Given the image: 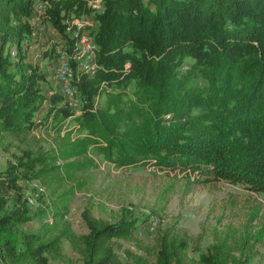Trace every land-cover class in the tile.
Segmentation results:
<instances>
[{
  "label": "trees",
  "instance_id": "16d2710c",
  "mask_svg": "<svg viewBox=\"0 0 264 264\" xmlns=\"http://www.w3.org/2000/svg\"><path fill=\"white\" fill-rule=\"evenodd\" d=\"M34 2L0 0V123L8 129L31 125L32 114L48 98L40 85L46 75L31 73L32 66L21 58L29 25H11L12 16L29 14ZM85 3L51 0L48 11L64 31L60 17L54 18L57 10L80 14ZM95 17L100 23L92 35L97 70L76 81L84 101L85 115L78 119L85 135L64 136L60 156L65 162L58 167L67 172L94 168L89 156L94 147L118 166L211 167L219 179L264 192V0H109L105 12ZM9 44L18 47L20 57L14 61L4 50ZM187 57L193 61L181 74ZM126 62L132 64L128 71ZM198 78L205 84L196 83ZM105 80L119 89L94 109L92 99ZM133 81L136 98L125 100L122 86ZM59 98L64 100L57 93L51 96L52 102ZM74 111L64 100L58 113L66 119ZM32 161L20 165L30 168ZM10 168L0 175V264H48L43 252L58 251L62 238L81 253L84 264H150L130 250L123 260L114 249L115 239L148 249L135 237L138 219L127 208L115 221L86 211L90 232L76 235L66 219L70 190L54 192L45 211L52 221L46 219L42 235L23 234L20 242L17 217L6 210L10 192L21 190L16 168ZM252 237L257 243L264 240V224ZM158 243L155 264H197L183 239L163 236ZM226 246L220 240L203 264H233Z\"/></svg>",
  "mask_w": 264,
  "mask_h": 264
},
{
  "label": "rangeland",
  "instance_id": "374dc122",
  "mask_svg": "<svg viewBox=\"0 0 264 264\" xmlns=\"http://www.w3.org/2000/svg\"><path fill=\"white\" fill-rule=\"evenodd\" d=\"M85 1L87 9L80 14L68 13L64 8L57 10L54 18L60 17L61 26L66 27L64 31L57 27L48 11L51 0H48L50 3L35 0L29 14L11 18L13 27L19 26L18 21L29 25L30 33L22 43L21 58L32 66L31 73L37 71L46 75L40 85L48 97L32 114L31 125L8 129L0 123V175L14 166V176L21 188L10 192L6 205V210L17 217L15 227L19 230L20 242L24 239L23 234L28 237L42 235L44 222L52 219L46 218L45 211L50 210L54 192L70 190L72 195L66 219L79 237L90 232L84 219L86 211L95 217L115 221L122 209L127 208L134 219H138L134 235L148 249L139 248L135 241L115 239L114 249L123 260H126V250H130L155 264L158 239L170 236L185 241L189 257L197 264H203V258L213 252V246L220 240L226 241L233 264H264V240L257 243L252 237L264 224V192L255 191L247 184L219 179L211 167L174 170L153 163L118 166L94 147L89 153L96 162L94 168L67 172L58 167L65 162L60 156L64 136L68 132L72 137L85 135L78 119L84 117L85 111L82 101L71 107L75 109L73 116L64 119L58 113L62 101L67 100L64 96V100H51L55 93L63 95L54 78L55 68L63 52L74 51L80 39L78 33L83 34L86 30L85 35L95 43L93 31L100 26L95 16L105 12L109 0ZM4 50L13 61L20 57L14 44L6 45ZM192 61L191 57L185 59L179 68L181 74L186 73ZM131 66L126 62L124 69L128 71ZM86 75L89 76L76 71L74 84ZM196 83L205 84V81L198 78ZM118 89L106 80L101 82L92 99L93 108L101 107L108 93ZM122 91L125 100H135L134 81L128 87L122 86ZM28 159L34 160L33 167L20 165ZM41 169L47 171L38 176ZM19 195L22 198L17 203ZM0 214L4 211L0 210ZM43 256L48 264H84L83 256L68 238L61 239L58 251L46 250Z\"/></svg>",
  "mask_w": 264,
  "mask_h": 264
},
{
  "label": "bare ground",
  "instance_id": "6f19581e",
  "mask_svg": "<svg viewBox=\"0 0 264 264\" xmlns=\"http://www.w3.org/2000/svg\"><path fill=\"white\" fill-rule=\"evenodd\" d=\"M89 40V50L93 56V63H86V56H88V48H83L85 41ZM96 50L97 45L94 43L89 36L82 35L80 40L76 43L75 49L73 52L68 53L67 51L63 52L58 59L60 66L64 68L78 67L77 72L88 74L90 77L95 76L97 70V59H96ZM76 78L73 71H62L55 70V81L67 100V103L70 107L76 106L78 103H82L83 96L79 91L77 85L74 84L73 79ZM75 81V80H74ZM65 91L69 92V95H65Z\"/></svg>",
  "mask_w": 264,
  "mask_h": 264
},
{
  "label": "built area",
  "instance_id": "2783aa9c",
  "mask_svg": "<svg viewBox=\"0 0 264 264\" xmlns=\"http://www.w3.org/2000/svg\"><path fill=\"white\" fill-rule=\"evenodd\" d=\"M91 2H93V1H91ZM95 3H98V2H95ZM77 22H80L81 25H82L81 21L77 20ZM83 33L86 34V30H83ZM89 43H90L89 40L85 41V44H84V47H83V48H88V56H86V61H85L84 66L86 65V63H93V56L91 55V51L89 50ZM77 68L78 67H73L72 65H71V68H64L63 66H60L59 63H57L55 70L73 71V74H76V69ZM65 95H69V92L65 91Z\"/></svg>",
  "mask_w": 264,
  "mask_h": 264
}]
</instances>
